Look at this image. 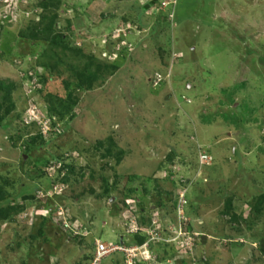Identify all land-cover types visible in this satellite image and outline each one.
<instances>
[{"label": "rangeland", "instance_id": "obj_1", "mask_svg": "<svg viewBox=\"0 0 264 264\" xmlns=\"http://www.w3.org/2000/svg\"><path fill=\"white\" fill-rule=\"evenodd\" d=\"M152 1L0 0V264H264V0Z\"/></svg>", "mask_w": 264, "mask_h": 264}, {"label": "built area", "instance_id": "obj_2", "mask_svg": "<svg viewBox=\"0 0 264 264\" xmlns=\"http://www.w3.org/2000/svg\"><path fill=\"white\" fill-rule=\"evenodd\" d=\"M9 1V0H7ZM198 162L200 165H210L212 162V157L211 155L207 154L205 151L198 149ZM183 204H185V201L183 200V196L178 195L177 198V211L183 207ZM132 224L128 225L129 230L127 232L129 233H137L139 231H143L145 233H148V238L144 242L143 245H126L123 241H118L116 243H110L106 244L103 242H97L95 245V249L91 255L89 264H102L103 260L105 258L109 257L110 255L113 254H121L125 258V263L126 264H133L134 258L137 256V252L139 249L142 247H147V245L150 242L155 241V239H158L160 237H157L159 233H157V228L154 227L155 223L152 222V227L151 228H145L141 225H137L135 220H131ZM156 231V232H155ZM153 232V234L151 233Z\"/></svg>", "mask_w": 264, "mask_h": 264}, {"label": "trees", "instance_id": "obj_3", "mask_svg": "<svg viewBox=\"0 0 264 264\" xmlns=\"http://www.w3.org/2000/svg\"><path fill=\"white\" fill-rule=\"evenodd\" d=\"M156 0H153L152 1V3L153 2H155ZM152 3H150V4H152ZM43 19V18H42ZM45 32H46V34L47 33H49L50 32V30L49 29H43L42 31H39V32H36V33H31V34H28V35H22L24 38H28V39H31V40H35V39H38V35H40V34H45ZM63 41V37H62V35H57L56 37H53L52 38V40H51V42H53V44L54 45H56V44H61V42ZM55 42H57V43H55ZM77 54H79L78 52L77 53H75V55H77ZM78 57V56H77ZM95 64V62L93 61V60H90V61H88V63L84 66V69H83V74H84V76H85V78L87 77V75H88V77H87V80H88V82L90 81V82H94V81H96L97 79H100V76L99 75H97V74H95V73H92V71H88L89 70V68H91V66L92 65H94ZM97 65V64H96ZM98 68H100V65L98 64L97 65V67H96V69H98ZM104 68L106 69V71H108L109 70V68H110V66H108V65H104ZM111 70H113V69H111ZM85 81V80H84ZM10 94H11V88L10 87H5L3 84H1L0 83V100H3L4 98H6V97H9L10 96ZM51 117V116H50ZM53 117V116H52ZM51 117V118H52ZM52 123L54 124L55 123V125H53L52 127L53 128H55L56 127V122H55V120L53 121L52 120ZM44 143V142H43ZM46 143V142H45ZM64 170H66L67 172V174H65V175H63V179H62V183L64 182L65 184H67V179H68V175L70 174V173H72L73 172V167L71 166V165H69V164H67L66 165V167H64ZM48 184L50 185V187H52V182L51 181H48ZM49 196V195H48ZM50 197V196H49ZM138 205H139V201H138ZM51 206L50 205H47L46 207H45V209H48V208H50ZM124 208H127V207H130V206H127V207H125V205L123 206ZM123 208V209H124ZM4 217L5 218H8V215L6 214V215H4ZM150 220V219H149ZM149 220H148V222L146 221V219L144 218V217H141V219H140V221L138 220V222H139V224L141 225V226H143V227H145V228H151L152 227V222L150 223L149 222ZM129 235V237H130V240L129 239H126V243H128V244H132V242L133 243H135V244H138V245H140V244H142V243H144L146 240H147V238H148V235H146L144 232H141V231H139V232H137V233H129L128 234ZM124 241H125V239H124ZM136 242H138V243H136ZM264 252V251H263ZM92 255V254H91ZM91 258V256L89 257V259Z\"/></svg>", "mask_w": 264, "mask_h": 264}, {"label": "clouds", "instance_id": "obj_4", "mask_svg": "<svg viewBox=\"0 0 264 264\" xmlns=\"http://www.w3.org/2000/svg\"><path fill=\"white\" fill-rule=\"evenodd\" d=\"M177 198H178V196H177ZM176 204H177V201H176V203H175V206H176ZM176 210H177V207H176ZM132 212H134V213H136L137 212V210H133ZM135 220V222L137 223V225L139 226L140 224H139V222H137V220L136 219H134ZM127 227H128V225H127ZM123 228H124V225H123ZM143 232V231H142ZM145 233V232H144ZM127 234V233H126ZM128 234H129V232H128ZM146 235H147V233H145ZM124 239H125V241H124ZM118 241H123L126 245H132V244H128V243H126V237L124 236V235H120L119 236V240ZM117 241V242H118ZM104 243V242H103ZM112 243H116V241L115 242H112ZM143 244V243H142ZM142 244H140V245H142ZM149 245V244H148ZM147 245V246H148ZM142 249V248H141ZM139 252V251H138ZM114 255V254H113ZM117 255H119V256H121V254H118L117 253ZM104 261V260H103ZM126 264V263H125Z\"/></svg>", "mask_w": 264, "mask_h": 264}]
</instances>
